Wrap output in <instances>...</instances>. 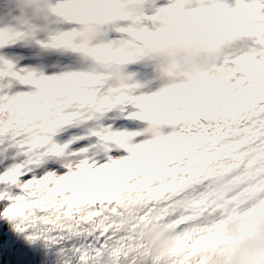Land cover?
<instances>
[{"label":"snow or ice","instance_id":"1","mask_svg":"<svg viewBox=\"0 0 264 264\" xmlns=\"http://www.w3.org/2000/svg\"><path fill=\"white\" fill-rule=\"evenodd\" d=\"M200 17L240 40L220 58L226 75L209 82L192 123L166 126L156 142L139 143L137 127L152 89L115 87L118 60L44 74L0 56V216L59 245L62 264H139L149 227L173 228L187 249L193 237L210 243L230 223L264 218V75L240 72L248 58L264 70V0H132L126 11L100 13L97 26L112 38L131 35L139 48L158 27L190 35ZM55 21L37 43L74 53L79 22ZM37 33L15 19L0 27V47ZM126 140L143 153L129 155ZM123 216L132 223L122 232Z\"/></svg>","mask_w":264,"mask_h":264},{"label":"clouds","instance_id":"2","mask_svg":"<svg viewBox=\"0 0 264 264\" xmlns=\"http://www.w3.org/2000/svg\"><path fill=\"white\" fill-rule=\"evenodd\" d=\"M9 3L8 11L14 13V18L34 22L43 37L57 30V15L65 22H79L73 36L78 61L102 67L118 60L109 73L111 83L117 88L137 83L136 73L126 67L129 63L150 59L151 79L157 82L152 89L155 102L141 109L143 139L139 143L158 141L166 126L171 132L173 125L192 123L209 82H219L226 75L220 58L233 55L240 40L238 32L231 27H221L211 18L200 17L194 21L190 35H175L158 27L160 35L137 48L131 35L110 38L107 31L97 26L100 13L113 15L126 11L131 8L132 0H55L58 13L52 10V0H9ZM112 30L118 31L115 25ZM48 43L50 46L51 41ZM132 53L136 55L133 57ZM240 72L253 79L264 75L259 62L252 58L241 64ZM122 147L133 156L144 151L135 148L130 140L124 141ZM131 223L129 217H121L120 230L123 232ZM220 237L210 243L193 237L190 247L183 249V241L173 228L149 227L140 234L139 264H264V218L243 228L230 223Z\"/></svg>","mask_w":264,"mask_h":264},{"label":"rangeland","instance_id":"3","mask_svg":"<svg viewBox=\"0 0 264 264\" xmlns=\"http://www.w3.org/2000/svg\"><path fill=\"white\" fill-rule=\"evenodd\" d=\"M10 7L9 0H0V27L15 23L14 13L8 11ZM41 38L43 35L37 33L35 39L18 40L13 44L0 47V56L8 58L17 66L29 67L44 74L58 73L69 64H80L73 52L62 49H43L37 43V40ZM150 66V59L144 58L141 61L131 62L126 67L129 71L136 73L137 81L154 89L157 82L151 79ZM137 127H143V122H138ZM17 223V220L0 216V249L14 254L19 264H62L59 245L39 237L29 238L30 234L27 231L17 229Z\"/></svg>","mask_w":264,"mask_h":264},{"label":"trees","instance_id":"4","mask_svg":"<svg viewBox=\"0 0 264 264\" xmlns=\"http://www.w3.org/2000/svg\"><path fill=\"white\" fill-rule=\"evenodd\" d=\"M0 250H2V253H0V264H19V262L15 259L14 254H9L2 248Z\"/></svg>","mask_w":264,"mask_h":264}]
</instances>
